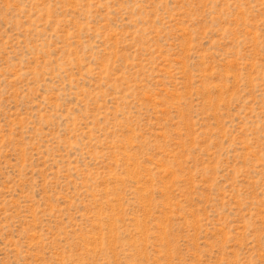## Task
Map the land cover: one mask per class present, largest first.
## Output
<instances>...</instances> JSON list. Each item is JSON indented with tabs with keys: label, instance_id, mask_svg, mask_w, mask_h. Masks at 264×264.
I'll return each mask as SVG.
<instances>
[{
	"label": "rangeland",
	"instance_id": "1",
	"mask_svg": "<svg viewBox=\"0 0 264 264\" xmlns=\"http://www.w3.org/2000/svg\"><path fill=\"white\" fill-rule=\"evenodd\" d=\"M0 264H264V0H0Z\"/></svg>",
	"mask_w": 264,
	"mask_h": 264
}]
</instances>
